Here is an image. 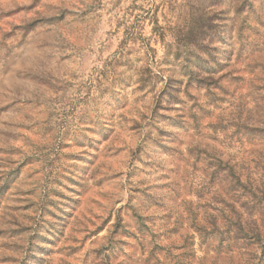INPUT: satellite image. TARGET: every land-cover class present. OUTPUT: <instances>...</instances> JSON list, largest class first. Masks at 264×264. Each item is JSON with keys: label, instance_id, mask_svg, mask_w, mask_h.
Returning <instances> with one entry per match:
<instances>
[{"label": "rangeland", "instance_id": "374dc122", "mask_svg": "<svg viewBox=\"0 0 264 264\" xmlns=\"http://www.w3.org/2000/svg\"><path fill=\"white\" fill-rule=\"evenodd\" d=\"M262 182L264 0H0V264H264Z\"/></svg>", "mask_w": 264, "mask_h": 264}, {"label": "trees", "instance_id": "16d2710c", "mask_svg": "<svg viewBox=\"0 0 264 264\" xmlns=\"http://www.w3.org/2000/svg\"><path fill=\"white\" fill-rule=\"evenodd\" d=\"M257 194L250 192L251 213L247 214L244 225L237 224L234 232L235 240H249L252 243H264V182L256 188ZM259 206L258 213L253 216L252 208Z\"/></svg>", "mask_w": 264, "mask_h": 264}]
</instances>
